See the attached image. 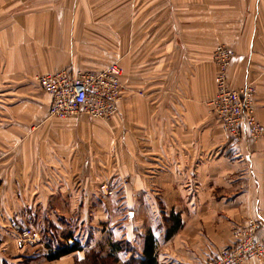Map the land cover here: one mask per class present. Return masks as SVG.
<instances>
[{
    "label": "crops",
    "instance_id": "0c3cea01",
    "mask_svg": "<svg viewBox=\"0 0 264 264\" xmlns=\"http://www.w3.org/2000/svg\"><path fill=\"white\" fill-rule=\"evenodd\" d=\"M21 3L0 0V264H84L90 250L110 264H137L147 232L157 240L156 264H202L230 244L245 216L264 242V137L235 145L213 112L212 50L228 27L199 9L205 0ZM261 4L254 0L246 47L227 77L231 87L252 81L264 126ZM112 62L124 87L112 119L48 116L51 97L37 75ZM172 213L183 224L166 238ZM16 223L35 237L23 238ZM60 241L80 249L49 260Z\"/></svg>",
    "mask_w": 264,
    "mask_h": 264
},
{
    "label": "built area",
    "instance_id": "2783aa9c",
    "mask_svg": "<svg viewBox=\"0 0 264 264\" xmlns=\"http://www.w3.org/2000/svg\"><path fill=\"white\" fill-rule=\"evenodd\" d=\"M212 56L216 77L215 95L210 104L227 137L238 139L245 134L254 140L264 137V126L256 119L252 104L254 88L249 84L241 88L228 85L231 54L227 48L217 45ZM122 75L119 63L112 62L101 70H60L37 75L35 79L51 97L49 117L67 118L83 113L91 118L110 120L122 99ZM100 189L107 195L112 194L106 185H101ZM12 228L22 237L31 236V230L19 223ZM257 229V221L249 218L244 226L234 229L230 244L202 264H240L249 258L263 260L264 242L256 238Z\"/></svg>",
    "mask_w": 264,
    "mask_h": 264
},
{
    "label": "rangeland",
    "instance_id": "374dc122",
    "mask_svg": "<svg viewBox=\"0 0 264 264\" xmlns=\"http://www.w3.org/2000/svg\"><path fill=\"white\" fill-rule=\"evenodd\" d=\"M19 1L22 2L21 4H23L27 0H19ZM205 2H206V6L199 8L200 10H204L205 14L216 16L220 20V26H222V27L224 26L225 21L227 22V27H228L227 39L225 41L223 40L222 42L216 43L213 46L212 54H213V51L217 45H221V46L227 48L231 54V59H230L229 65H228V68H229L231 63H232L234 56L238 53L237 51H244V49L246 47V45H245L246 39L245 38L248 37V34L250 33V19H251L252 13H253L254 0H205ZM104 5L100 6L97 9H99V11H106L107 10L106 4H104ZM68 9L70 10L71 8H68ZM123 9L124 8H122L121 11H123ZM137 9H138V7L132 8L133 11H135ZM259 9H260L259 13L261 15H264V0H262V4L259 7ZM127 10H128V8H127ZM260 26H261V30H264V22L261 23ZM238 31L243 32L244 38H240V39L234 38L236 35L233 32H238ZM212 61H213V64L215 65V62L213 60V56H212ZM247 62H246V57H245L242 64L244 66H246ZM215 68H216V65H215ZM227 74H228V70H227ZM215 77H216V74H215ZM214 83H215V80H214ZM246 84H249L250 86H252L254 88L252 81H248ZM244 85H242V86H244ZM242 86H239V87H231L230 86V87L231 88H241ZM254 92H255V88H254ZM214 95H215V93H214ZM214 95H213V97H214ZM122 96H123V92H122ZM253 96H254V94H253ZM252 104H253V98H252ZM253 106H254V104H253ZM255 117H256V115H255ZM105 121H108V120H105ZM226 136H227V134H226ZM227 138L229 139L230 142H232L235 145L242 144L243 142L254 141V139L249 137L247 134L243 135L242 138H238V139L230 138V137H227ZM258 139H260V138H258ZM258 139H256V140H258ZM118 146L119 145H117V147ZM115 153H116V159H115L116 171L123 170V161H124L123 160V153H121L119 151V149L116 150ZM214 218H216V217L214 216ZM249 218H252V217L251 216H245L244 220H242L244 222L241 221L242 223L240 224V226H244ZM180 219H181V217H180ZM212 221H214V220H212ZM182 222L183 221L181 220V223ZM70 225H72V224H68L67 235L71 236V234H72V236H73L75 231L72 232L71 229L75 227V223L72 227H70ZM28 228L31 230V236H29V238L32 239L35 237V232H33L32 228H30V227H28ZM255 236H256V233H255ZM23 238H27V237H23ZM255 260H257V259H255ZM257 261H261V260H257ZM97 264H102V263L99 262Z\"/></svg>",
    "mask_w": 264,
    "mask_h": 264
},
{
    "label": "trees",
    "instance_id": "16d2710c",
    "mask_svg": "<svg viewBox=\"0 0 264 264\" xmlns=\"http://www.w3.org/2000/svg\"><path fill=\"white\" fill-rule=\"evenodd\" d=\"M165 222L167 223V230H166V238L171 237L174 235L177 230L182 226L181 219L178 215L170 214L165 218ZM70 235H66L63 238L68 240L70 239ZM120 244V249H129V244L125 240L118 241ZM156 244L157 240L153 233L147 232L145 235V243L143 248V259L139 261L137 264H156ZM76 249H80L76 243L70 245L68 242H57L54 248L50 247V252L47 255L49 260L56 259L62 255L69 254ZM86 259L87 261L84 264H92L94 260L99 261L102 264H110L111 256H99V253H96L94 250H90L86 252ZM87 262V263H86ZM112 262V261H111Z\"/></svg>",
    "mask_w": 264,
    "mask_h": 264
}]
</instances>
